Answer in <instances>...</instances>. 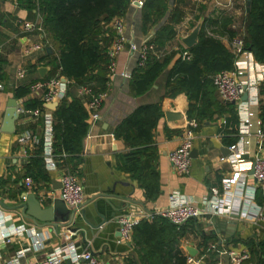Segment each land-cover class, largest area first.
I'll list each match as a JSON object with an SVG mask.
<instances>
[{"label":"crops","instance_id":"0c3cea01","mask_svg":"<svg viewBox=\"0 0 264 264\" xmlns=\"http://www.w3.org/2000/svg\"><path fill=\"white\" fill-rule=\"evenodd\" d=\"M138 0H131L136 3ZM147 1V0H141ZM169 10L161 22L148 34L142 31L141 12L130 6L125 16L121 17L126 34L134 36L138 42L148 37H154L161 26L170 22L174 10L183 13L182 21L176 25L177 36L166 47L167 53L172 54L178 50L188 49L182 39L188 37L200 21L207 22L206 30L218 38L221 43L233 53V41L229 31L236 33V37H246L245 18L246 0H168ZM200 7L203 8L200 10ZM19 8V10H17ZM37 11L29 12L19 5V0H0V57L6 62L4 72L6 81L1 83L4 90H0V209L10 217L9 225L27 226L36 230L37 234L46 237L41 248L35 247L28 237H14L8 247L1 253V262L12 260L19 251L27 250L21 259V264H35L47 258L57 248L65 245H74L79 251H90L92 254L108 264H128L133 259L139 264L131 243L121 237L117 218L126 213L144 214L169 207L172 197H179L191 201L196 207L210 211L212 187H221L223 181L232 177L236 172H241L247 187L256 189L255 204L262 208L264 215V195L257 186L253 176L250 175L254 158L249 154L241 159H236L230 151L234 146L231 142L238 139L235 145L242 149L240 144L242 122L251 112L256 113L261 120L264 111V64L252 60L247 71V100L232 104L237 112V123L227 112L223 116L215 115L213 120L199 123L195 131L193 143L194 154L192 157L191 173L188 176H178L169 162L168 155L175 150L183 135L184 127L188 120L190 103L185 94L174 98L166 97V83L170 68L165 70L157 79L152 89L143 96L137 97L132 93L130 81L124 80L120 74L134 67L132 53L127 49L122 53L116 63L118 75L110 78L105 92L106 98L101 109V121L90 128L88 137L83 143V163L78 168L79 176L84 186L85 201L81 210L77 211L72 229H79L84 235L77 233L73 239L61 236L54 229L35 224L32 220L24 218L17 209L24 203V194L36 195L45 202V207L50 206L60 199V175L64 167L58 165L57 170L47 171L48 183L26 185V165L34 155L35 146L19 143L21 135L31 133L36 139L42 140L45 133L43 117L34 119L27 116L30 112L21 114L16 121L14 133H3L2 125L8 109V103L14 91L20 86H31L42 79L40 68H48L50 59L46 49L52 47L47 29L43 31L24 32L22 23L35 22ZM230 20L226 28L222 22ZM110 23L102 22L106 36L110 37V44L115 36ZM34 43L45 45V53H37L31 58H24V49ZM54 54L56 50L52 47ZM36 67V71L31 68ZM27 70L24 79L18 78V72ZM47 74V75H48ZM257 83H261L258 87ZM216 99L220 101L217 92ZM31 99H36L30 97ZM20 104V100H17ZM162 102L164 118L160 121L155 138V146L159 158L157 169L160 173V195L156 200H148L145 191L132 179L129 173L118 169L119 156L128 152V148L121 140L114 137L116 127L138 107ZM225 106V105H224ZM226 107V106H225ZM228 110V108L226 107ZM172 111L183 116L182 120L169 122L165 113ZM260 129L264 133V126ZM257 127L252 129V139L256 140ZM253 149V148H252ZM248 151V150H247ZM259 156L264 158V139ZM60 183V185H59ZM68 207V206H67ZM69 208V207H68ZM116 210V211H115ZM85 217L87 222H85ZM236 228L229 227L219 239L205 235L197 228L192 229L180 240V250L189 256L187 248L198 251V256L206 255L201 264H231L226 252L229 250H250L252 258L246 264H260L264 255L259 254L255 246L264 243V220L237 219ZM191 221L194 225L200 223ZM42 231V232H41ZM73 237V236H72ZM253 249H255L253 251ZM65 264H71L66 261Z\"/></svg>","mask_w":264,"mask_h":264},{"label":"trees","instance_id":"16d2710c","mask_svg":"<svg viewBox=\"0 0 264 264\" xmlns=\"http://www.w3.org/2000/svg\"><path fill=\"white\" fill-rule=\"evenodd\" d=\"M19 5L29 12L39 9L44 16L50 45L57 53V56L47 57L52 71L40 80L48 81L59 75L70 81L67 98L53 113V152L61 168H68L79 175L78 168L84 161L83 143L90 125L89 112L82 98L77 96L78 90L90 87L97 94L107 91L110 80L107 51L111 39L106 36L101 24L125 16L131 0H19ZM168 10V0L145 1L141 11L143 33L148 34L156 27ZM182 18L183 13L176 9L170 22L156 31L152 43L158 50H165L168 43L176 38V25ZM230 22L223 21L222 27L226 28ZM206 24L204 22L199 41L193 48L166 53L161 59L152 56L143 68L135 69L130 80L131 90L135 96H143L152 89L162 73L171 67L166 83V97L186 95L190 103L188 120L195 119L204 123L213 120L215 115L223 116L228 112L233 122L238 124L235 107L219 102L213 85L216 74L234 69L235 56L218 38L208 33ZM245 29V50L254 56L256 62L264 64V0H252L251 12L245 18ZM229 36L233 39L236 33L229 31ZM183 51L189 53V59L182 57ZM5 65L6 62L0 57L1 83L7 79ZM31 68L36 71V67ZM30 93V86H20L13 96L17 100H24L27 112L37 109L43 112L44 103L31 99ZM163 118L162 102L140 106L114 131V137L123 141L128 148L127 153L119 156L118 169L132 176L145 191L148 200H156L161 190L155 138ZM261 122L264 126V111ZM237 141L234 139L231 144L235 145ZM26 168V177L34 184L49 182L43 158V143L35 146L34 155L30 157ZM196 228L202 232L197 224L194 227L192 223L179 227L159 217L153 221H143L135 228L132 238L138 263L187 264V257L179 247L180 240ZM255 249L264 255V243L255 246ZM128 264L136 262L130 259ZM260 264H264V261L261 260Z\"/></svg>","mask_w":264,"mask_h":264},{"label":"built area","instance_id":"2783aa9c","mask_svg":"<svg viewBox=\"0 0 264 264\" xmlns=\"http://www.w3.org/2000/svg\"><path fill=\"white\" fill-rule=\"evenodd\" d=\"M144 3V1L138 0L136 3L131 2L130 6L137 12H141ZM36 11L38 17L35 22L22 23L24 32L43 31L44 16L39 9ZM110 27L114 31L115 36L107 51L109 59V64L107 66L109 79L118 75L116 61L127 49L132 53L134 67L120 74V76L126 81H130L133 76V71L135 69L143 68L150 57L154 56L161 59L167 53V49L158 50V48L152 43V37H148L145 40L138 42L134 36V32H132L131 36H128L121 18L113 19L110 23ZM209 34L211 35V33ZM42 52L45 53V45L42 43H34L24 49L23 56L24 58H31L33 55ZM233 55L235 56L234 69L218 73L213 77L215 91L217 92L220 101L225 105L240 102L247 91L248 80L246 75L252 60V55L245 50L244 37L242 35L235 37L233 41ZM182 57L184 59L190 58L187 51H183ZM26 74L27 70L22 69L18 72V78L24 79ZM62 78L63 77L58 75L48 81H36L30 86V97L42 101L44 106L46 104H51L56 100H60L61 102L64 101L69 92L70 81L67 80L65 83L62 81ZM257 86L260 87L261 83H257ZM0 90H4V86L1 83ZM78 94L82 98L83 103L89 112V125L90 128H92L101 121V109L106 94H97L90 87H81L78 90ZM18 112L20 115L27 112L24 108V100H20V104H18ZM53 113L54 111L43 107V112L37 109L29 114L31 118L38 119L43 117L44 119L45 133L41 141L36 139L29 132L23 133L19 139L20 144L30 145L31 147L43 143V158L47 171L58 169L57 159L53 152ZM242 124L244 128L241 130L242 135L240 144L244 145L246 149H241L239 147L240 145H234L230 147V151L238 160L249 154V148L252 146L253 149L251 148L250 152L254 158L253 178L255 179L257 186L263 191L264 195V158L259 156V151L264 139V133L260 129L262 122L258 119L256 113L251 112L244 118ZM198 126L199 122L197 120H187L179 146L168 155L169 162L178 176L185 177L191 173V155L195 139V131ZM255 126L257 127V139L253 140L252 129ZM60 181V199L69 208L76 209L77 211L81 210L85 197L84 186L80 176L77 173L71 172L68 168H65L61 172ZM26 185L31 187L34 183L32 180H27ZM255 193L256 189L254 187L249 188L246 186L242 173L236 172L231 178L223 181L220 188H211V207L209 212L199 209L187 199L172 197L169 207L144 214L126 213L119 216L116 222L122 239L127 243H131L135 228H137L143 221H153L158 217L179 227H182L193 220L198 221L204 215H208L209 213L220 218H229L231 215H236L238 219L242 220L263 221L264 215L262 208L255 204ZM22 200H25V198ZM10 220V217L6 216L0 209V264H21V259L26 255L27 250L19 251L16 253V256L8 262H1V253L8 247L11 240L14 237H28L31 239L33 246L41 248L46 241V237H42L40 234H37L35 229L27 226L9 225ZM226 254L229 257L231 264H246L252 258L250 250H229ZM205 258L206 255H197L196 257L189 255L187 257V264H201ZM66 261H70L71 264H108L94 256L90 251H79L74 245H66L57 248L50 256L37 261L35 264H65Z\"/></svg>","mask_w":264,"mask_h":264},{"label":"water","instance_id":"95a60500","mask_svg":"<svg viewBox=\"0 0 264 264\" xmlns=\"http://www.w3.org/2000/svg\"><path fill=\"white\" fill-rule=\"evenodd\" d=\"M251 2L252 0H246L247 13L251 12ZM17 10H19V8ZM202 27L203 21H200L196 28L192 31V33L188 37L182 39V43L186 46V48L191 49L198 43ZM46 52L48 56H52L54 54L52 47H48L46 49ZM48 71V68H40L38 72L40 74V77L44 79L47 76ZM62 81L66 83L67 79L63 77ZM77 96H79V94H77ZM247 97V94H245L242 97V100L246 101ZM60 104L61 101L56 100L51 104H46L44 107L48 110L55 112ZM27 116L30 115L28 114ZM165 116L167 121L169 122H174L183 119V116L181 114L173 113L172 111L166 112ZM19 117L20 114L18 112L17 99L15 97H12L8 103V109L6 111L4 122L2 125V132L14 133L16 121L19 119ZM193 154L194 151L192 152V156ZM253 174L254 167H252L250 175L253 176ZM23 198H25V200H23L24 203L17 207V209L21 211L22 216L24 218L32 220L37 225L42 224L44 225V227L54 229V231L60 234L61 236H68L71 237V239L74 238L77 232V236L84 235L83 231L79 229H72V226L75 223L74 219L77 210L68 208L67 205L61 199H57L52 205L45 207V202L40 201L36 197V195L24 194L22 196V199ZM237 219L238 217L236 215H231L229 218H220L218 216L213 215L212 213H209L208 215H204L201 218V222L197 223V225L205 235H211L212 237H214V239H219V235H221L222 232H224V230H226L227 228H236L238 224ZM85 222L88 223L86 217ZM187 252L192 257H196L198 255V251L193 248L188 247Z\"/></svg>","mask_w":264,"mask_h":264}]
</instances>
